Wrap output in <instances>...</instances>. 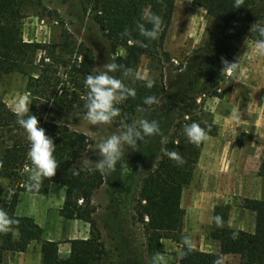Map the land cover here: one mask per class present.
<instances>
[{
	"label": "trees",
	"instance_id": "16d2710c",
	"mask_svg": "<svg viewBox=\"0 0 264 264\" xmlns=\"http://www.w3.org/2000/svg\"><path fill=\"white\" fill-rule=\"evenodd\" d=\"M192 1L208 16L230 29L222 39L214 41L216 46L227 40L249 38L254 41L259 38L257 33L250 32V28L257 20L264 21V13L251 17L260 0H242L238 7L235 0ZM30 2L32 1L0 0V74L23 72L32 66L39 69L36 77L29 76L28 79V90L31 94L29 112L36 117L41 101L69 113L84 114L86 101H82L80 95L70 93L68 86L73 85L74 90L81 89V92L87 95L84 79L88 74H95L93 71L99 64V57L94 50L81 45L82 49L78 53L81 61L78 63L77 58L73 59L72 63H65L63 57L57 54L58 51L65 53L66 46L25 41L21 34V21L27 14L26 7ZM175 2L176 0H85V11L89 14L92 24L89 30L93 31L95 27L101 33L98 52L106 53L108 63L116 62L122 65L112 75L136 90L135 98L130 97L117 105L121 109V114L113 122H124L128 128L134 123L131 116L139 109L157 105L149 106L143 103L146 96L158 97L156 85L148 89L145 87L146 82L125 76L124 73L131 68L134 74L143 56L155 57L160 53L173 20ZM145 8L159 15L163 21L158 39L151 42L141 37L136 28V22L140 20L142 10ZM126 29L128 34L124 35ZM137 40H143L147 46L141 47L136 43ZM120 49L124 51V55H119ZM39 53H42V56L36 64ZM63 67L69 69L64 72L66 78L60 74ZM194 89L195 83L191 82L179 102L187 101ZM16 121L17 112L12 111L0 100V179L14 183L13 190L0 198V208L19 221L18 224L11 225V231L0 233V264L4 252H25L32 242L41 244L42 264H99L104 257L105 246L100 236L95 233L96 225L92 218L95 208L91 205V199L103 185L104 176L100 171L90 172L89 169L75 168V164L84 157L91 145L90 139L67 125L54 121L43 124L41 127L55 144L56 151L53 155L58 167L55 176L48 181L43 180L39 190L33 189L34 192H28L25 183L29 176L25 170H31L32 167L31 161L27 158L30 145L25 138L24 130ZM150 138L151 136L138 140L137 146ZM203 144L204 141L199 144L190 143L187 137L179 141L172 140L165 146L156 168L143 178L137 210L143 218H148L144 227L148 234L157 237V245L162 240L160 236L162 233L179 232L182 227L183 191L192 181ZM130 148L133 149L131 146ZM165 149L177 150L183 163L178 164L169 159L165 155ZM73 170L79 172V175H74ZM258 175L264 178V151ZM49 183L63 185L66 189L64 205L60 210L61 216L69 220L87 222L92 227L90 238L68 241L71 249L67 258L60 255L58 242L44 239V230L33 218L16 215L21 194H44ZM10 193L12 195L9 199ZM243 207L256 214L254 233L226 226L218 227L215 223L213 239L219 242V252H203L184 245L179 264H214L216 259L222 260L223 255H239L242 259L241 264H264V197L261 200L244 199ZM218 213L219 209L216 210V216H220ZM221 216L224 218L225 213ZM123 258L128 264L132 263V253L128 249L124 250Z\"/></svg>",
	"mask_w": 264,
	"mask_h": 264
},
{
	"label": "rangeland",
	"instance_id": "374dc122",
	"mask_svg": "<svg viewBox=\"0 0 264 264\" xmlns=\"http://www.w3.org/2000/svg\"><path fill=\"white\" fill-rule=\"evenodd\" d=\"M31 1L27 4V14L21 21V34L25 41L66 46L65 53L58 51L57 54L63 57L65 63H72L73 59L78 58L82 45L94 50L99 57V64L93 72L104 70L103 65L108 63L106 53L98 52L97 49L101 33L95 27L93 31L89 30L92 24L89 14L85 11V0ZM261 13H264V0L257 3L251 17ZM229 30L208 16L203 9L195 6L192 0H176L173 20L164 47L155 57L141 58L134 76L144 82L148 79L153 80L161 103L143 108L144 111L138 110L131 118L134 122L141 118L157 120L160 134L151 136L135 149L122 143L123 160L117 163L114 171L102 173L103 185L93 194L94 202L91 199V205L95 208L92 215L96 225L95 233L100 236L105 246V254L99 264H128L123 258L125 249L132 253L133 259L130 264H179L182 247L198 242L199 239L182 224L179 232L162 233L160 235L162 240L157 245V237L145 230L144 223L148 218H143L137 210L139 193L143 178L156 168L165 146L172 140L186 138L183 131L185 125L196 122L207 134L210 133L207 136L216 135L218 124L215 123L213 110L242 107L244 100H232V92L245 91L246 84L240 82L242 78H252L264 73L261 64L262 61L264 63V54L255 50L251 39L227 40L218 46L214 44L215 40L222 39ZM119 55H124L122 49L119 50ZM41 56L42 53H39L36 64ZM222 60L238 62L239 68L231 75L223 73ZM80 61L81 58H78V63ZM65 71L69 69L63 67L60 70L63 78H66ZM38 74L39 69L36 66L28 67L23 72L0 74V100L14 112H17L21 99L30 107L28 79L29 76L36 77ZM191 82L195 83V89L190 98L183 103L179 102ZM68 87L70 93H76L81 96L82 101H86V94L82 93L81 89L74 90L73 85ZM38 112L39 127L54 121L67 125L90 139L91 145L84 157L75 164V168L79 170L92 169L102 159L96 146L102 137L127 130L124 122L91 125L84 118L85 113H69L43 101L38 104ZM252 139V132L240 136L242 142L249 143ZM85 161L89 163L86 164ZM25 173L29 176L31 170L26 169ZM44 180L48 181L49 178ZM13 187L14 183L11 181L0 179V198L11 192ZM188 189L189 186L186 190ZM65 191L63 185L49 183L47 192L43 194L47 195L46 199L50 205V221L44 239L56 240L59 243L60 255L67 258L71 249L68 241L83 239L84 232L83 234L78 232L83 231L82 227L87 229L85 233L88 235L85 236L90 238L92 227L87 222L69 220L61 216ZM222 213H226L225 205L218 213L224 220ZM221 226H224V221ZM214 234L215 231H210L208 237L213 238ZM163 240L167 242L163 244ZM17 253L21 252H4L2 264H14ZM30 256L31 259L37 258L33 253ZM241 262V256L222 260V264ZM15 264L23 262L17 259Z\"/></svg>",
	"mask_w": 264,
	"mask_h": 264
},
{
	"label": "crops",
	"instance_id": "0c3cea01",
	"mask_svg": "<svg viewBox=\"0 0 264 264\" xmlns=\"http://www.w3.org/2000/svg\"><path fill=\"white\" fill-rule=\"evenodd\" d=\"M261 64L264 68L263 61ZM240 82L246 84L245 91L232 92L231 98L244 100L243 106L213 110L218 133L204 140L189 189L186 187L182 195L184 228L199 239L190 246L203 252H219V242L208 237L210 231H214L215 220L212 218L216 216V210L226 206L224 226L254 233L256 214L243 207V200L264 197V178L258 175L264 151V73L242 78ZM250 132L253 139L249 143L242 142L240 136ZM46 198L43 194H21L16 207V215L33 218L45 234L50 221V205ZM82 230L78 232H84L82 238L88 239L85 236L87 229L82 227ZM179 247L176 248L179 250ZM31 253L37 258L31 259ZM226 258L240 256H222V260ZM17 259L23 264H42L41 244L32 242L26 252L17 253L14 264Z\"/></svg>",
	"mask_w": 264,
	"mask_h": 264
},
{
	"label": "clouds",
	"instance_id": "9594fccd",
	"mask_svg": "<svg viewBox=\"0 0 264 264\" xmlns=\"http://www.w3.org/2000/svg\"><path fill=\"white\" fill-rule=\"evenodd\" d=\"M241 2L242 0H235L236 6L238 7ZM162 23V18L159 15L149 8H145L142 10L140 20L136 22V28L139 30L141 37L151 42L158 39ZM146 25H151V27H146ZM250 32L257 33L259 37L253 41L255 50L264 54V21L257 20L251 25ZM127 34L126 29L124 35ZM136 43L141 47L147 46L143 40H137ZM222 63L223 73L229 75L239 68L238 62L222 60ZM118 67H122V65H118L116 62L107 63L103 65V71L85 76L84 86L88 91L84 105L86 108L84 118L91 125L111 124L121 114V109L117 105L122 104L130 97H136L135 88L126 86L123 80L112 75ZM124 75L135 78L131 68L127 69ZM153 86L154 81L148 79L145 87L151 89ZM143 103L152 106L161 103V101L155 95H151L146 96ZM139 110L144 111V109ZM16 122L24 130L25 138L30 145L27 158L31 161L32 167L25 183V189L28 192H34L33 189L39 190L41 188L44 179L52 178L56 174L58 162L53 155L56 147L52 138L46 135L44 128L39 127L38 118L30 114L29 105L24 99H21L17 106ZM183 131L188 141L193 144H199L208 138L206 131L196 122L185 125ZM158 134H160V126L157 120L141 118L124 132L102 137L96 145L102 159L89 171L95 170L101 173L114 171L117 163L123 160L122 143H126L134 149L138 140H144L146 137ZM165 155L178 164L183 163V159L177 150L168 151L165 149ZM85 163L87 164L89 161H85ZM73 174L79 175V172L73 170ZM11 195L12 193L9 194V199ZM212 219L215 220L218 227L221 226L222 218L220 216H215ZM18 223V220L10 217L7 211L0 208V233L11 231V225ZM233 238H235V234ZM185 242L188 243V241ZM214 264H222V260L218 258L214 261Z\"/></svg>",
	"mask_w": 264,
	"mask_h": 264
}]
</instances>
